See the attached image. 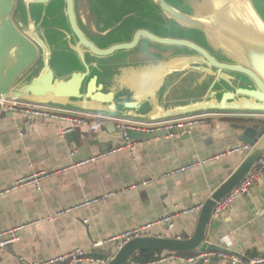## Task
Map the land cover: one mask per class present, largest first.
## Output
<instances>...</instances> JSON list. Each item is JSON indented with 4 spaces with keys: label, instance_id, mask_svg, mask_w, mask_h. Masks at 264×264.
<instances>
[{
    "label": "water",
    "instance_id": "water-1",
    "mask_svg": "<svg viewBox=\"0 0 264 264\" xmlns=\"http://www.w3.org/2000/svg\"><path fill=\"white\" fill-rule=\"evenodd\" d=\"M258 3L264 7V0H0V98L99 118L95 137L78 130L66 134L77 147L93 137L101 152L110 151L126 139L116 121L209 115L248 121L238 140L250 149L202 203L194 233L134 239L111 257L98 255L107 264H132L141 251L187 259L213 254L210 260L232 254L210 242L207 231L218 204L264 156V121L253 122L264 117V16ZM141 63L154 66L129 87L108 91L102 76L125 66L143 68L137 67ZM183 75L194 83L178 98L161 99ZM155 90L157 105L149 97ZM133 95L138 99L130 100ZM178 133L126 131L133 143Z\"/></svg>",
    "mask_w": 264,
    "mask_h": 264
},
{
    "label": "crops",
    "instance_id": "crops-1",
    "mask_svg": "<svg viewBox=\"0 0 264 264\" xmlns=\"http://www.w3.org/2000/svg\"><path fill=\"white\" fill-rule=\"evenodd\" d=\"M153 66L141 63L137 67L143 68H115L102 79L108 91H116L146 76ZM184 76L162 91L160 98H178V91L194 83L191 75ZM158 92L149 96L154 105L158 104ZM136 99V95L130 97ZM78 119L83 123L0 114V193L33 171L51 175L40 190L26 186L0 195V232L31 225L19 230L16 243L0 249V264H41L74 250H83L96 260L79 264H101L97 260L105 259L98 255L111 257L117 251L116 245L106 243L111 237L169 214L201 207L248 152H233L242 147L240 127L248 121L209 115L202 124L189 131L179 130L176 135L134 142L132 147L115 141L106 152L111 154L92 161V157L103 154L100 145L94 144L95 138H83L77 147L65 136L78 130L95 137L97 124L103 122L88 116ZM254 119L264 121V117ZM122 146L123 150L116 151ZM189 166V170L176 172ZM86 199L99 202L77 209ZM70 208L77 210L56 216ZM198 215L199 210L179 214L172 229L156 227L154 233L190 237ZM207 236L210 242L230 251L229 258L264 257V179L250 194L236 195L227 211L214 215ZM96 243L103 245L95 249ZM211 256L204 257L205 262L197 259L159 264H230V259L220 254L214 260Z\"/></svg>",
    "mask_w": 264,
    "mask_h": 264
},
{
    "label": "built area",
    "instance_id": "built-area-1",
    "mask_svg": "<svg viewBox=\"0 0 264 264\" xmlns=\"http://www.w3.org/2000/svg\"><path fill=\"white\" fill-rule=\"evenodd\" d=\"M6 112L10 114H22L28 118L33 119H40L42 121H54V122H77V123H83L82 120L78 119V117L82 116H88V117H95L91 115H85V114H78L74 112H68L63 111L60 109L47 107V106H38V105H31V104H25L20 103L12 100H8L7 98H0V113ZM204 117L206 116H198V117H192V118H186V119H180V120H174V121H168V122H156V123H140V122H126V121H116L117 127L119 130L123 131L124 135L126 136V139L124 140V143L126 144L125 147H132L134 144L127 138L126 131L132 130L138 133L143 134H152L159 131H171V130H186L189 131L190 128L202 124L204 122ZM97 118V117H95ZM69 131H64V133H67ZM124 147H119L116 149V151L123 150ZM249 147L242 146L239 148H236L233 150V152H241V151H249ZM109 153H103L98 156L92 157V161L96 160L99 157H104ZM206 162V161H205ZM205 162L200 163L204 164ZM192 166L179 169L178 173L184 172L186 170H189ZM51 175L44 172H36L33 171L30 175L27 177L20 179L16 181L13 185H11L8 189L1 192L0 195L5 193H11L13 191H16L18 189L24 188L26 186H34L38 190L41 189L42 182L49 178ZM264 179V156L259 160L256 169L246 178V180L234 191L232 192L224 201L220 202L218 204V207L214 213V215L221 214L231 206L233 201L236 198V195L238 194H250V192L253 190L256 183L260 180ZM99 202V199H86L81 205L77 207V209L81 207H88L92 206ZM201 207H195L189 210H185L182 213H175V214H169L161 219H158L154 222L147 223L145 225L138 226L134 229H130L127 231H124L122 233L116 234L115 236L111 237L106 243L114 244L117 247V250L127 244L128 242L138 239L140 237L146 236V235H155L158 237H166L165 233H154V229L156 227H164L167 230H170L174 227L176 223V219L179 216V214H187L190 212H194L199 210ZM76 208H70L63 211H60L57 213L56 216H63L67 213H70L72 211L77 210ZM49 220L52 218H48ZM86 222V221H85ZM39 223V222H37ZM33 225V224H32ZM31 226V225H28ZM23 226L16 229H8L0 232V249H3L9 245H12L16 243L19 240L18 232L19 230L28 227ZM103 243H96L94 244V248L97 249L101 247ZM223 258L230 259V264H264V257H256L251 260H246L238 257L229 258L228 255L220 254ZM206 255H202L198 258L194 259H187L183 257H179L176 254H166L156 261H153L151 263L146 264H159L163 262H172L176 263L178 261H193L200 258H204ZM82 262H96V260L86 253L83 250H74L70 253L63 254L59 257H56L55 259L49 260L45 263L41 264H79ZM97 262H100L101 264H107L106 260H97ZM139 264V263H136Z\"/></svg>",
    "mask_w": 264,
    "mask_h": 264
},
{
    "label": "trees",
    "instance_id": "trees-1",
    "mask_svg": "<svg viewBox=\"0 0 264 264\" xmlns=\"http://www.w3.org/2000/svg\"><path fill=\"white\" fill-rule=\"evenodd\" d=\"M243 121H247V120L243 119ZM163 254H165V252H161V251H141L134 258L133 262L139 263V264L151 263L153 261H156L160 257H162Z\"/></svg>",
    "mask_w": 264,
    "mask_h": 264
},
{
    "label": "rangeland",
    "instance_id": "rangeland-1",
    "mask_svg": "<svg viewBox=\"0 0 264 264\" xmlns=\"http://www.w3.org/2000/svg\"><path fill=\"white\" fill-rule=\"evenodd\" d=\"M258 9L260 10L261 14L264 16V7H261V5L257 4Z\"/></svg>",
    "mask_w": 264,
    "mask_h": 264
}]
</instances>
